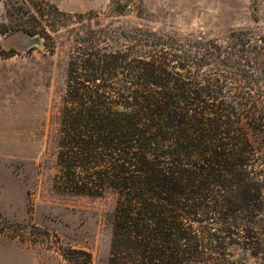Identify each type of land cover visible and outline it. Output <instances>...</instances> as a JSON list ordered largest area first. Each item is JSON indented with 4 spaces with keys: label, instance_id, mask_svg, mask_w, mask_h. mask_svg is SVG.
Returning <instances> with one entry per match:
<instances>
[{
    "label": "trees",
    "instance_id": "obj_1",
    "mask_svg": "<svg viewBox=\"0 0 264 264\" xmlns=\"http://www.w3.org/2000/svg\"><path fill=\"white\" fill-rule=\"evenodd\" d=\"M5 7L0 60L16 54L2 36L53 50V34L74 29L53 186L117 195L108 264H264V35L165 37L44 0Z\"/></svg>",
    "mask_w": 264,
    "mask_h": 264
},
{
    "label": "rangeland",
    "instance_id": "obj_2",
    "mask_svg": "<svg viewBox=\"0 0 264 264\" xmlns=\"http://www.w3.org/2000/svg\"><path fill=\"white\" fill-rule=\"evenodd\" d=\"M5 1L0 25L8 22ZM44 1L69 14H99L95 22L125 31L218 42L264 35V0ZM118 4L125 12H113ZM73 30L53 34V50L22 31L1 39L16 54L0 60V264H69L67 249L108 264L117 195L70 196L53 186ZM36 37L41 44L30 46Z\"/></svg>",
    "mask_w": 264,
    "mask_h": 264
},
{
    "label": "water",
    "instance_id": "obj_3",
    "mask_svg": "<svg viewBox=\"0 0 264 264\" xmlns=\"http://www.w3.org/2000/svg\"><path fill=\"white\" fill-rule=\"evenodd\" d=\"M41 44V39L36 37L34 39H32L31 41H29V45L32 46V45H40Z\"/></svg>",
    "mask_w": 264,
    "mask_h": 264
}]
</instances>
